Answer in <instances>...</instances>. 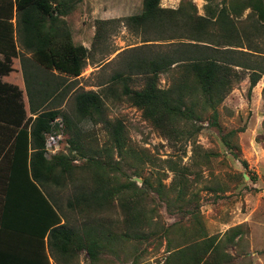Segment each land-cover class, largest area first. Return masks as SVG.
Masks as SVG:
<instances>
[{
    "label": "rangeland",
    "instance_id": "374dc122",
    "mask_svg": "<svg viewBox=\"0 0 264 264\" xmlns=\"http://www.w3.org/2000/svg\"><path fill=\"white\" fill-rule=\"evenodd\" d=\"M186 1L193 5L196 14H203L204 0H159V7L175 9L179 4L186 6ZM214 1L218 6L225 5L227 14L236 24L248 22L250 10L242 0ZM140 8L141 0H80L60 18L71 41L81 44L90 55L79 75L74 78L61 76L63 84L69 85V92L58 109L74 122L71 132L78 144L98 150V159L109 158L103 151L109 145L110 126L106 123L118 121L126 138L124 149L132 154L125 162L111 150L109 159L123 172L115 171V178L124 181L129 177L137 186L146 178L150 184L143 205L145 209H151L148 212L150 220L137 230L126 229L116 200L107 210L102 209L97 218L90 212L80 214L73 204L74 194L82 187L86 188L80 177L63 188L52 186L53 202L57 203L60 221L67 227L79 230L83 226L97 225L104 235L108 231L113 235L112 240L97 249L94 263L81 252L82 256L75 254V264L83 260L85 264H162L167 254L166 238L170 245L194 240L190 234L192 222L188 212L179 214L194 207H197L195 215L205 234L215 236L221 244L223 264H264V74L247 92L249 70L234 66L233 82L216 106L217 126L208 125L209 111H201L196 121L174 124L176 134L171 137L162 136L160 130L124 96L107 94L102 97V119H96L95 123L87 119L76 120L73 115V94L77 91L99 92L103 87L111 86L119 94L120 83L109 77L124 69L125 62L132 56L131 47L147 56L167 50L169 41L142 42L146 35L124 24V17L137 13ZM96 32L101 38L93 36ZM177 36L179 39L171 41H188L181 30ZM251 38V45L264 49L262 37L256 34ZM235 48L248 52L249 63L264 61L257 56L264 53ZM181 72L179 65L171 66L157 75V86L166 88L174 84L181 78ZM130 79V88L141 87L140 76L132 75ZM59 123V126L55 122L51 124L55 125L52 132L60 135L57 152L67 153L71 134L65 130L61 119ZM231 130L233 133L228 132ZM220 135L228 140L229 148L221 143ZM45 155L48 158L52 154L46 151ZM74 159L71 162L76 167L85 162L82 157ZM157 187L169 204L158 198ZM178 190L183 191V197L176 200ZM177 225H181V231ZM233 226H238V233L228 239V229ZM125 230L126 238L120 236L125 235ZM136 231L144 235L142 239L132 237Z\"/></svg>",
    "mask_w": 264,
    "mask_h": 264
},
{
    "label": "trees",
    "instance_id": "16d2710c",
    "mask_svg": "<svg viewBox=\"0 0 264 264\" xmlns=\"http://www.w3.org/2000/svg\"><path fill=\"white\" fill-rule=\"evenodd\" d=\"M15 8V30L22 47L30 52L31 58L46 70L53 69L60 74L76 77L85 65L89 57L88 51L81 44L71 41L69 32L64 27L61 17L66 15L71 7L80 0H12ZM203 14L198 15L193 5L186 1V6L179 4L175 9L159 7V0H141V8L137 13L124 17V24L135 31H140L142 42L169 41L167 50L156 51L149 56L137 52L131 47L132 56L124 64V69L115 71L109 77L110 80L120 83L119 94L111 86L93 90H81L73 94V115L76 120L87 119L95 123L101 120L103 111L102 97L107 94L124 96L132 106L140 110L154 127L160 130L164 137L176 134L173 125L182 122H193L199 119L200 112L209 111L208 125H216V106L221 102L223 95L229 90L234 77V66L249 70L247 92L255 85L259 77L264 74L263 63H249L246 59V49L263 54L264 49L251 45L252 35L258 34L264 39V0H242L244 6L250 11L248 22H235L229 17L225 5H220L214 0H204ZM184 33L188 41H171L176 39L179 31ZM94 37L101 38L99 33ZM179 39V38H177ZM264 42V41H263ZM253 46V47H252ZM260 56L264 60V55ZM181 67V78L174 84L161 88L156 84L157 75L165 72L171 66ZM140 76L142 84L138 89L128 86L131 76ZM188 75L189 77H185ZM63 77L58 78V93L52 102L41 100L34 103L29 98L27 88L28 110L36 114L31 120L28 130L29 146L31 152L28 156V168L31 178L43 186H57L63 188L66 184L74 182L77 177L86 188L74 194L73 204L78 212H90L97 218L102 209L113 206L117 201L123 213L122 223L126 229L137 230L150 218L148 212L151 209L143 207L146 190L150 187L146 178L141 179L140 186L129 177L124 181L115 178L114 167L110 152L114 150L119 159L124 160L132 154L124 149L125 136L123 128L118 121L106 123L109 127V145L103 148L109 158L98 159V150L89 149L85 145H79L75 135L71 132L74 122L69 116L56 108L53 102L60 105L68 95L69 85L63 84ZM45 86L34 89L37 95H46L49 98V85L47 78H43ZM101 85V84H100ZM47 88V89H46ZM53 88V92L56 90ZM43 93V94H40ZM12 103V111H17L16 121L20 122L24 116L22 103L18 100ZM264 99V88L262 89ZM52 104V105H50ZM57 105V106H58ZM14 113V112H12ZM59 117L70 138L67 153H54L50 157L44 156V135L52 131L55 125L50 121ZM197 129V128H196ZM233 133V130L228 131ZM23 143L18 144V152L24 149L23 156L26 159V131L21 132ZM221 143L229 148L228 140L220 135ZM20 143V141H17ZM75 151L77 154H72ZM76 157L84 158V163L76 167L71 160ZM75 160V159H74ZM126 162V161H125ZM129 165V164H128ZM84 171L85 174L82 172ZM135 176H138L134 172ZM89 183H87V180ZM182 190L176 193V200L182 196ZM155 193L167 205L168 200L163 199L162 190L157 187ZM190 203V199L187 200ZM188 212L191 219V235L194 240L189 243H174L170 245L168 238L165 240L166 256L162 264H223L221 244L215 236L205 234L200 222L195 215L197 207L179 212ZM84 216V215H83ZM99 224V220L95 221ZM175 225V224H174ZM178 226V225H177ZM181 231V225L176 227ZM238 226L228 229V239L238 233ZM138 231L132 234L133 238L142 239ZM128 237L127 230L125 235ZM113 235L96 227H81L79 230L67 227L63 221L60 225L48 231V244H52L59 256L66 257L70 251L78 253L83 250L88 261L94 263L96 252L102 244L109 242ZM112 240V239H111ZM72 246V248H71Z\"/></svg>",
    "mask_w": 264,
    "mask_h": 264
},
{
    "label": "crops",
    "instance_id": "0c3cea01",
    "mask_svg": "<svg viewBox=\"0 0 264 264\" xmlns=\"http://www.w3.org/2000/svg\"><path fill=\"white\" fill-rule=\"evenodd\" d=\"M15 16L13 1L0 0V264H75L76 253L73 250L63 258L56 251L52 239L51 245L48 244V231L63 221H60L56 201L53 202L52 186L34 181L29 173L31 148L28 130L36 114L28 110L26 88L28 86L29 98L34 103L41 100L52 102L59 91L56 88L58 78L74 77L53 69L46 70L31 58L30 52L18 40ZM44 77L50 88L49 98L34 91L45 86ZM53 88H56L54 92ZM16 93L24 110L19 123L12 121L17 119V111L11 108L17 100ZM54 105L58 109L57 101ZM23 131H26V159L23 148L17 151L23 146L17 147L24 142L20 136ZM47 134H43L44 137ZM81 252L84 251L77 255L82 256ZM79 264H85L84 260Z\"/></svg>",
    "mask_w": 264,
    "mask_h": 264
},
{
    "label": "built area",
    "instance_id": "2783aa9c",
    "mask_svg": "<svg viewBox=\"0 0 264 264\" xmlns=\"http://www.w3.org/2000/svg\"><path fill=\"white\" fill-rule=\"evenodd\" d=\"M52 122L58 123L57 126H59L60 119L55 118ZM58 138H60V135L58 132L56 133V132L51 131L47 134V137H46L45 142H44V152L45 153H46V151H48L51 154H54L58 151V149H59L58 144H57Z\"/></svg>",
    "mask_w": 264,
    "mask_h": 264
}]
</instances>
